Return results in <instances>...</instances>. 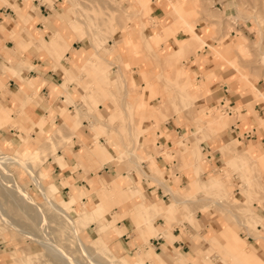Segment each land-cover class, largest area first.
<instances>
[{
  "label": "crops",
  "instance_id": "1",
  "mask_svg": "<svg viewBox=\"0 0 264 264\" xmlns=\"http://www.w3.org/2000/svg\"><path fill=\"white\" fill-rule=\"evenodd\" d=\"M49 1L51 8L32 0H0V149L7 153L28 149L30 152L25 155H29L37 145L35 140L46 141L60 126L68 127L72 133L70 140L77 143V147L71 145V148L75 150L81 148V142L84 144L83 152L77 158L89 167L75 163L74 156L63 145L68 144V140L59 147L62 148L60 151L56 150L45 158L49 165L41 167L46 172V180L59 189L55 192L57 197L63 199L71 193L66 208L75 213L78 226L85 227L84 233L88 237L96 235L95 225L97 221L101 222L96 226L95 243L101 244L106 240L113 251L123 252V256H116L122 264H264V200L258 202L264 198L263 176L260 175L258 185L254 183L258 171L264 168V99L255 97L247 88V85L257 82L238 77L236 73L240 69L237 70L231 60L228 63L219 59L213 48L207 45V41L217 45L222 52L221 57L233 59L244 44L242 36L250 42L258 37L260 27L257 23L249 25L245 20L236 21L234 27L237 33L230 30L233 38L223 43L222 35L216 41L214 36L202 37V28L198 31L199 23L195 22L194 37H188L187 32L193 31L191 27L198 11L194 6L196 0H127L129 7L125 9L126 13L136 15V21L128 23L130 31L127 34L134 44H140L138 47L142 52V56L131 54L127 57L126 51L134 47L127 36L120 32V41L113 36L105 39L100 37L97 28L94 34L100 40L94 44L85 34L92 24L80 19L76 7L60 0L58 4L63 10H58L56 0ZM210 2L218 4L214 8L210 6V9L220 12L231 7L228 0ZM142 4L146 8L143 9ZM200 17L204 16L201 14ZM222 18L225 19V15ZM204 21L207 23V34L213 28L210 23L219 26L222 22ZM122 23L125 25L124 21ZM146 28H150L149 33H146ZM255 29L256 38L252 40L248 35ZM201 45L204 46L189 54L191 63L186 67L190 74H194L198 89L191 88L185 72L181 71V75L170 82L172 97L178 98V101L170 102L168 96L167 99L163 97L165 89L159 86L163 78L155 75L157 84H151L144 92L136 91L139 102L137 107L132 108L122 76L125 65H130L131 74L135 73L139 78L137 82L132 75L134 84L145 88V74L152 70L146 63L145 54L154 59L160 54L166 59L171 49L187 52ZM101 61L121 63L113 80L98 69L103 65ZM96 66L97 70L93 73L87 71ZM232 66L236 70H231ZM258 91L264 98L261 90ZM201 92L203 104L215 106L219 99L226 100L229 116H234L216 124L215 116H208L203 111L206 123L214 131L203 139L195 134L197 127L186 113ZM136 100L134 97L131 104H135ZM159 101L160 104L154 105ZM93 105H97L106 116L105 127L93 124L99 118ZM77 107L92 111L84 112L91 122L82 118L77 123L73 116ZM153 109L162 112L152 119L144 116L145 111ZM166 109L172 111L171 117L165 115ZM111 113L113 119L124 115L127 119L140 116L142 120L127 127L124 123L112 127L107 117ZM66 114L74 126H70L67 119L63 122ZM167 117V121L158 124L159 120ZM8 121L10 123L6 125ZM91 125L94 131L90 129ZM3 126L7 129L4 130ZM82 126H86L89 132L84 131ZM154 127L158 129L154 130ZM126 129L132 132L124 133L127 139H121L119 130ZM102 137L103 140L100 139ZM87 139L106 148L110 143L113 149V146L122 147L129 141L143 144L150 154L146 156L143 150L145 156L139 162L136 148L126 149L120 156L128 155L130 167L122 163L113 166L112 162L119 158L117 151L114 149L113 154L108 148H99L101 153L92 150L85 142ZM181 143L186 144L183 146ZM168 150H171L170 158L164 154ZM204 152L207 159L201 161ZM181 161L186 165L183 172L177 169ZM96 165L103 168L113 166L114 173L102 172L101 168L95 170ZM214 167H218L217 174L222 176L226 171L230 173L231 169L240 174L241 181L235 189L241 197L231 192L235 186L233 180L221 183V189H217L216 177L211 175ZM37 168L35 172L42 179ZM240 176L237 175L236 180L239 181ZM175 177L182 183L175 182ZM87 178L91 179L90 183ZM99 182L103 186L109 182L121 183L119 195L108 196L109 186L101 188ZM226 187L230 189L229 201L222 199ZM181 206L184 207V218L198 222L203 226L201 229L196 230L188 224V234H180L177 227L173 231L168 229L167 224L171 225L178 218ZM208 206L235 207V210L241 211L235 216L238 219L247 218L255 230L248 229L242 221L246 232L237 234L227 218L221 216L219 220ZM207 207L204 213L197 211ZM112 210V215L107 217ZM243 210H247L245 216ZM190 211L193 213L190 214ZM223 213L233 217L229 211ZM2 235L4 232L0 229V239L4 241ZM176 235H180L179 238H174ZM14 250L17 252L0 251V264L41 263L24 259L22 253L35 252L31 243L17 245ZM216 250L220 256L216 253L208 255V252ZM135 254L138 256L135 257Z\"/></svg>",
  "mask_w": 264,
  "mask_h": 264
},
{
  "label": "rangeland",
  "instance_id": "2",
  "mask_svg": "<svg viewBox=\"0 0 264 264\" xmlns=\"http://www.w3.org/2000/svg\"><path fill=\"white\" fill-rule=\"evenodd\" d=\"M32 1L38 2L37 3L38 5L39 4H45L49 8H51V5H52L51 1H49V0H32ZM64 1L70 2L71 7L77 8V15L80 17L81 20H83V21L87 20L90 22V24H92V28L86 30L85 34L87 35V37L92 39L94 44L95 43L98 44L99 40H100L94 34L95 29L98 28V30L100 32V37H103L106 39V38H111L113 36L116 41H120L121 33H122V35L128 37L127 33H128V31H130L128 23L130 21H136V15L135 14L130 16L126 13L125 9L129 7L127 0H64ZM228 1L230 3L231 7L226 11L222 10V12H220L217 9H214V10L210 9V6L212 8H214L215 6H218V4L217 5L215 3L211 4L210 0H196V3L194 6L198 11H197V14L195 16L196 18L194 17L196 20L192 23L193 27H191V29H193V31L187 32L186 36L191 37L195 34L194 24H195V22H198L199 25L197 27V30L199 31L202 28V31H203L202 37L206 36L209 38V37L214 36L215 38L214 37L213 38L216 41L217 39L220 40V36L222 35V42L224 43V42H228L229 40H231L233 38L232 32H229V31L230 30L236 31V28L234 27L236 25V21L238 23L239 21L245 20V21H247L246 23L249 25H252V24L254 25L253 22L257 23V25L260 27L258 37L256 38V34H257L256 29L251 35H248L250 37V39H252V40L256 38L254 41L250 42V40L247 37L242 36L244 44L242 47H240L239 54L235 55V57L233 59H228L227 57H225V58L221 57L220 54L222 52L219 50L217 45L210 44L208 41H207V45H209L210 48H213V51L216 52L219 59H224L227 62L231 60L232 63L236 65L237 70L240 69L242 71L243 74L240 72V70L237 71L236 74L238 77H246L248 80L251 79V80H249L251 82H257L253 85H247L246 84L247 88H248V90L252 91V93L255 95V97H258L259 99H264L263 95L261 93H259V91H258V89H259L264 94V0H228ZM59 2H60V0H56L55 5L57 6L58 10H63V7H61L58 4ZM170 3H172V2L170 1ZM152 6L155 7V4H152ZM33 8H35L37 10L39 9L38 7H33ZM142 8L143 9L146 8V5L142 4ZM201 14L204 17H200ZM222 15L223 16L225 15L226 18L223 19ZM249 17H252V18L249 19ZM205 19L211 20L210 22H212L213 20L222 21V22L219 24V26L213 25L210 23V26L213 28H212V31L209 32V34H207V33H205V30L207 27V23L204 21ZM248 19L250 21H248ZM123 21L125 22L124 23L125 25H123V23H122ZM245 21H242V22H245ZM81 27H82V25H81ZM214 30H215V33H214ZM149 32H150V28H146V33H149ZM236 33H237V31H236ZM238 34H239V39L241 40V32H239ZM128 40H129L128 41L129 43L134 44L133 40L129 39V37H128ZM109 42H111V40H109ZM241 42H242V40H241ZM241 42L238 44H241ZM138 45H140V44H138V42H137L134 44V47L129 48L126 51V56L129 57L131 54L132 55L136 54L137 56H142V52L139 48L140 46L138 47ZM203 46L204 45L194 47V49H192L191 51H187V52H176V51H174V49H171L169 51V55L166 57V59H163L160 56V54H159V58H157V59H154L148 53L145 54L146 63H149L150 68L152 69L149 74H145V79H144L145 80L144 81L145 82L144 83L145 88H143L141 85L137 86L136 84H134V82L131 80L132 75H134L137 82H139V80H138L139 78L137 77V75L135 73L131 74L130 65H128V64L125 65L123 67V75L122 76H123L124 82H125V84H124L125 89H127V91H128L127 97H130L129 102H130V105L132 106V108L137 107L138 102H139V97H137L135 95L136 91L144 92L145 90H147L149 88V86L151 84H154V85L157 84L156 82H158V79H156V81H155V75H159L160 77L163 78V80L160 82L159 86L162 87V90H163V88L165 89L163 97L165 99H167L169 97L168 100H170V102L178 101V98L173 99V97H172V94L170 92V87H171L170 82L172 83L173 82L172 80H175L176 78H178L181 75V73H180L181 71L185 72V77L190 82L191 88L198 89V87L196 85V81L194 79V74H190L186 67H189V63H191V60L188 57L189 54L195 53L197 49L202 48ZM152 53L154 54V52H152ZM158 53H160V50L158 51ZM154 56H157V55H154ZM123 59L125 60V57ZM101 63L103 65H101V67H98V69H101V71L104 75L109 76L110 79L113 80V76L115 74V71L118 70V67L121 66V63L113 62L111 64V63H107L104 61H101ZM96 68H97V66L92 67L87 71H89L90 73H93L94 71L97 70ZM225 68H227V67H225ZM104 69H106L105 72H104ZM231 70L234 71L236 69L234 66H232ZM166 92H168L167 95H165ZM202 96H203V92L198 94V96L195 98L193 104H191L186 111L187 115L189 116V120L191 122H193L197 127V132L195 134L200 136L201 139L207 138L209 135H212L214 132L211 129V125H208L206 123L205 119L207 117L204 116V113H202L203 111H205L206 112L205 114L208 116H212V115L215 116V118L217 120L216 124H218L220 121H223V120H226L229 118H234V116H229V112L227 109L228 108V102L226 100L219 99L217 102V105L206 106L205 104H203ZM134 97L137 98V100L135 101V104H131ZM84 98L85 97H83V100H84ZM152 98H154V97H152ZM126 101H127V99H126ZM70 102H72V101H70ZM157 104H160V101H159V103H154V105H157ZM96 106L97 105H95V106L93 105V108H94V112L98 114L99 118H98V120L93 121V122H95L93 124H98V125L100 124V125H102V127L103 126L105 127V124L103 122H104V119L106 116H103L102 112ZM159 109H161V108H159ZM159 109H153V110H150L147 112L145 111L144 116L146 115L149 119H152V118L156 117L157 113L159 114L162 112V110L159 111ZM84 112H92V111L86 109L85 107L84 108L83 107H77L76 108V111H75L73 116L76 118L78 124L80 123V120L82 118H86V121L88 119L91 122V119L88 118L87 115H84L85 114ZM164 113L166 116H170L172 114V111L166 109L164 111ZM107 117L109 118V121L112 122L111 123L113 125L112 127H114V125H116L117 123H124L125 126L127 127L131 124H139V122L142 120L140 118V116H132L131 119H127V117H125L124 115H120V116L113 119V117H114L113 113L108 114ZM66 119H67V122L70 126H74L73 122L69 119L67 114L65 115V119L63 122H65ZM168 119H169V117H167V119H161V120H159L158 124H160L161 121H167ZM7 123L9 124L10 121L6 122L5 124L8 125ZM216 124H213L212 126H214ZM158 127H156V128L154 127V130L155 129L157 130ZM82 128L87 133L89 132V129L86 126H82ZM3 129L6 130L7 129L6 126H3ZM90 129L92 131H94L92 125L90 126ZM119 131L122 134V135H118L121 139L122 138L127 139V137H126V135H124V133L126 134L129 132H132L129 129L119 130ZM155 136L157 138V134ZM90 137L91 136H89V138ZM100 139L103 140V137ZM68 140H70V138L66 139L65 143ZM91 141L92 140L87 139L85 142H86L87 146L89 148H91L92 150H96V151L101 153V150L99 148H101V149L102 148L103 149L108 148L109 150H111V152L113 154H115V151H117L116 156L119 158L115 159V161L112 162L113 166L114 165L117 166V165H120V163H122L123 165H127L130 167V165L128 163L129 161L127 159L128 155H126L124 157L120 156V155H123V152L126 149H131V148L135 147L137 150L138 156H139V162L141 161V158H143L145 156L143 150L146 152V156H148L150 154V152H148L146 145L137 144V143L132 144V142L130 143V141L122 147L113 146L115 151L112 148V145L110 143H107V148H106L105 145H103V146H101L100 144L94 145ZM39 142L40 141L35 140V143L38 144ZM187 142H188V140H187ZM185 144H182V145L184 146ZM63 145L67 146V148L70 151V154L72 156H74L76 164L87 165L84 161H81V160H79V158H77L79 153L83 152L84 144H82V142H81V148H77L75 150H73L71 148V145H74L75 147H77V143H73L72 139L68 142V144H63ZM60 149H62V148H58L56 150L60 151ZM56 150H54V152ZM170 151L171 150L164 151V154L168 158H170V156H169ZM1 152L8 154L9 156L24 158L30 152V150L25 149L24 151L18 150L16 153H7V152L2 151L0 149V153ZM25 153H27V154L25 155ZM206 154H207L206 152L202 153V156L200 158L201 161H203L204 159H207ZM41 155H44L43 160H45V158H47V156H48L47 153H43ZM43 160L39 161L37 164H34V170L38 166L36 171L38 172V174L41 175V177H42L41 182L46 187V189L48 190L51 199L54 202H56L59 206L67 209L65 204L67 202H69V200L71 198V193L68 194V197L63 198V199L60 197H57L55 195V192L59 189L54 187L53 184H50L49 181L46 180V172H45L44 168L41 166L47 167L49 165V161L45 160L43 162ZM169 160L171 161V159H169ZM181 163L182 164L179 165L177 167V169H179L180 171L183 172L186 169V167H185L186 165L184 164L183 161H181ZM102 165L101 166L96 165V167H94L95 170L101 168L100 170H102V172H107L109 174L114 173L113 166H108V168H103ZM0 168L7 169L9 171V174H11V176L15 179L17 184L19 186H21V188H23L29 195H31L38 203L44 202V197L42 196V193L40 192L37 185L33 182L31 175L25 169H23L22 167H20L18 165L13 164V162H10V161L3 163L2 166L0 165ZM94 168H93V171H95ZM213 170L214 171H213V173H211V175H214V177H216L215 181H217V183H215V186L217 187V189H221V185H222L221 183L226 184L227 181L233 180L235 186L232 188L231 192L233 194H235L237 197H241V195L239 193H237V190L235 189L236 185L238 183H240V181H241V176L239 173H237L236 170L231 169L230 173L228 171H226L225 175H223V176L221 174H217L218 173V167H214ZM237 175L240 176L239 181L236 180ZM260 175L263 176L262 180L264 181V168H262L261 170L258 171V176H257L258 178L255 179V182H254L255 185H258V183L261 182ZM87 180L90 183L91 179L87 178ZM174 180H175V182L178 181L179 183H182L180 180H178L177 177H175ZM99 183H100L101 188L107 189V187L109 186L110 190L108 192V196L111 194H113L115 197H116V195H119L118 187H121V183L109 182L108 185H104V186L102 185L101 182H99ZM185 183L186 182H183V185L187 186V183L186 184ZM122 184H123V182H122ZM229 191H230V189L227 188L226 190H224L222 192L223 193L222 199L224 201H229V195H228ZM0 194H2V192H0ZM200 195L201 194L199 193V196ZM1 197H2V202L5 204L6 207H9V206L12 207V208L10 207L7 209L9 210L8 212H10L9 214L11 216H13L12 217V218H14L13 220L20 223V225H22L23 227L25 226L28 229H32V230L40 232L39 228H41V227L38 225L37 221H35V220L33 221V219L28 218V216L27 217H22V216L19 217L20 213L23 216H24V214L25 215H27V214H26L25 210L22 209L17 203H14V201H13L14 199L11 200V197H5L6 199L3 196H1ZM86 197H87V200L90 199L88 197V195H86ZM262 200H264V198L260 199V201H258V202H261ZM7 201H9V202H7ZM80 202L82 203V200H80ZM10 203H11V205H10ZM17 206H19V207L17 208ZM83 207H84V205L82 203V208ZM186 207H187V205H186ZM208 207H210V206H208ZM208 207L206 209L198 208L197 211H201L202 213H204L208 209ZM19 208H21L22 212L19 210ZM76 208H78V207L76 206ZM210 208H211L210 211L213 212L214 216H217L219 218V220H220L221 216H224L225 218H227V220L232 224V226L236 230L237 234H239L240 231L246 232V229L244 228V226L241 223L242 221H244L243 223H244V225H246L248 227V229L255 230L254 229L255 227H253L250 224V222L248 221L247 218L241 219V217H240L238 219L235 216L237 214V212L238 213L241 212V211L239 212V211L235 210L236 209L235 207L228 208V209H226V208L224 209V208H220V207L219 208L210 207ZM179 209L177 212L178 218L174 219V221L171 222V225H170V223L167 224L168 229L171 228V230L173 231L174 228L177 227L180 229V234H188V231H186V224L190 225L191 227H193L196 230L201 229L203 227L198 222H193V221H190V220L184 218V216L182 214V212L184 210L183 206H181V208H179ZM23 211H24V213H23ZM113 211L114 210L107 213V217H110L112 215L111 213ZM225 211H229L233 215L234 218L231 217V215H229V214L223 213ZM246 211L247 210L242 211L244 213V216L246 214ZM189 213L191 214V213H193V211H190ZM17 214H19V215H17ZM71 214H73L75 216V213L73 211H71ZM194 214L196 217V211L194 212ZM75 221H76V224L78 225L76 217H75ZM100 223H101L100 221H97L96 224L100 225ZM51 225L54 228H56V233H58V235L61 234L59 232V230H61L60 228L64 227L66 235L67 234L68 235L67 236L62 235V238L65 237V239L62 241L63 244L65 243L67 245L72 246L73 252H76L78 254L79 252L75 250L77 248L74 245V242H73L74 240L71 237L72 233L70 232L69 227L61 225L59 223H54V222ZM97 225H95L96 235H97V227H96ZM84 228H85L84 226H82V228L80 226H78L77 232H78V236L80 237V239L86 245H88L90 247H94V244H95L98 247L99 254L106 256V258L109 260L110 263L122 264V261L120 259L118 261L116 256H119V257L123 256L124 255L123 252H121L117 249H116L117 253L115 251H113L112 247L106 242V240H104V243H102V241H101V244L95 243L97 239H95L94 237L96 235L93 237H88L84 233ZM0 229L2 230V232H4V235H2V238L4 239V241L2 239H0V248H1L0 251L17 252L14 250L15 246L20 245V244H24V243H31V245L33 246V251H35V252H33V253H22L25 260H30L32 262H35V261L41 262L39 264H55L56 263V261L53 258L51 259V258L47 257V254H46L44 248L43 247L41 248L38 243L33 242L31 239H29L27 237H23L22 235H20L18 233V231L15 230V228H12L10 226L7 227L1 220H0ZM179 236L180 235H176L174 238H179ZM47 237L48 236L46 235V238ZM12 243L15 245H12ZM111 251L115 252V253H110ZM76 253H73V254L76 255ZM210 253H216L220 256V254L217 250H216V252H208V255H210ZM134 256L137 257L138 255L135 254ZM81 258L82 257H80V260H81ZM203 263H206V262L203 260Z\"/></svg>",
  "mask_w": 264,
  "mask_h": 264
},
{
  "label": "bare ground",
  "instance_id": "3",
  "mask_svg": "<svg viewBox=\"0 0 264 264\" xmlns=\"http://www.w3.org/2000/svg\"><path fill=\"white\" fill-rule=\"evenodd\" d=\"M71 134L68 127L64 125L60 126L51 137L46 141L38 143L31 153L24 158L9 156L2 152L0 153V165L2 166L3 163L10 161L25 169L31 175L33 182L37 185L44 197V202L38 203L17 184L7 169L0 168V192H2V194H0V220L7 227L10 226L15 228L23 237H27L33 242L38 243L41 248H44L47 257L53 258L56 261L55 264H112L106 256L99 254L98 247L95 244L94 247H90L80 239L77 232L78 225L76 224L74 215L71 214L68 209L59 206L51 199L48 190L41 182V178L37 176L34 170V164L44 159V155L41 154L47 153L49 155L53 153L54 150L65 143L66 139L70 138ZM1 196L4 198L11 197V200L14 199V203H17L27 214L23 216L20 213L19 217L28 216V218L33 219V221H37L38 225L41 227L39 228L40 232L28 229L25 226L23 227L20 223L13 220V216L9 214L10 212H8L9 210L7 209L11 206L6 207L2 202ZM19 206H17V208ZM21 208H19V210L22 212ZM53 222L69 227L74 245L77 248L75 250L79 252L78 254L73 252L72 246L65 243L63 244L62 241L65 237L62 238V235H66L64 227L60 228L61 230H59V232L61 234L58 235V233H56V228L51 225ZM46 235L48 236L47 238ZM73 253H76V255ZM80 257H82L81 260L83 262L80 260Z\"/></svg>",
  "mask_w": 264,
  "mask_h": 264
}]
</instances>
